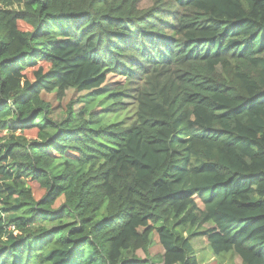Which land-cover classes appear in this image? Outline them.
Listing matches in <instances>:
<instances>
[{
    "label": "trees",
    "instance_id": "obj_1",
    "mask_svg": "<svg viewBox=\"0 0 264 264\" xmlns=\"http://www.w3.org/2000/svg\"><path fill=\"white\" fill-rule=\"evenodd\" d=\"M140 1L0 0V264H264V0Z\"/></svg>",
    "mask_w": 264,
    "mask_h": 264
},
{
    "label": "rangeland",
    "instance_id": "obj_2",
    "mask_svg": "<svg viewBox=\"0 0 264 264\" xmlns=\"http://www.w3.org/2000/svg\"><path fill=\"white\" fill-rule=\"evenodd\" d=\"M153 4V1L152 0H141L140 1V9H149ZM19 25V28L22 29V30H29V28L22 24L21 22L18 23ZM43 71L47 70L48 68V65L46 64H41L39 65ZM38 69V66L37 67H34V68H31V69H28L26 70L23 74H24V78L29 82V83H32L35 76H34V72ZM108 81L110 82H113V81H119L118 78H115V77H108ZM75 97V94H74V91L72 90H69L65 93V96L64 98L59 101L58 98H55L53 97L52 95H49L46 97V99L48 101L51 102V104L53 105V107H55V113L57 112V107H65L66 105L68 106L69 102L74 99ZM47 101V102H48ZM127 103H131V100H128ZM59 113V112H58ZM57 114V113H56ZM28 137L29 138H35V133L34 131H30L27 133ZM33 190V195H34V198L36 200L40 199L41 196L43 195V191L41 190H38L36 188H32ZM61 200H58L55 204V206H58L59 204H61ZM191 243L193 245V248L194 250L196 251V255H197V258H198V261L199 262H202V264H241V261L240 259L237 257V256H231V255H226L224 256L223 258H221L218 262L216 259L213 258L212 254H211V251L209 249V247L207 246V243H206V240L205 238L201 237L200 235L196 236L195 238H193L191 240ZM162 253V250L158 244V239H157V236L156 234H153L152 236V246L149 250V256L150 257H153V256H158ZM138 256L141 257L142 259H144V255L142 253H138Z\"/></svg>",
    "mask_w": 264,
    "mask_h": 264
}]
</instances>
